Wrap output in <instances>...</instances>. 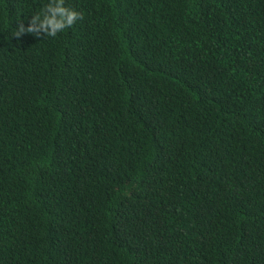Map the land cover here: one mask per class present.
I'll list each match as a JSON object with an SVG mask.
<instances>
[{"label": "trees", "instance_id": "1", "mask_svg": "<svg viewBox=\"0 0 264 264\" xmlns=\"http://www.w3.org/2000/svg\"><path fill=\"white\" fill-rule=\"evenodd\" d=\"M0 0V264H264V0Z\"/></svg>", "mask_w": 264, "mask_h": 264}, {"label": "clouds", "instance_id": "2", "mask_svg": "<svg viewBox=\"0 0 264 264\" xmlns=\"http://www.w3.org/2000/svg\"><path fill=\"white\" fill-rule=\"evenodd\" d=\"M80 19L82 13L67 7L65 0H48L38 13L31 14L26 26L22 21L18 23L14 35L29 33L38 37L43 34L44 37L54 38Z\"/></svg>", "mask_w": 264, "mask_h": 264}]
</instances>
